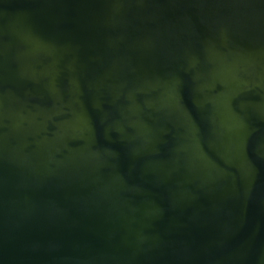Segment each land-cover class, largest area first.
Listing matches in <instances>:
<instances>
[{
  "label": "water",
  "instance_id": "1",
  "mask_svg": "<svg viewBox=\"0 0 264 264\" xmlns=\"http://www.w3.org/2000/svg\"><path fill=\"white\" fill-rule=\"evenodd\" d=\"M0 264H264V0H0Z\"/></svg>",
  "mask_w": 264,
  "mask_h": 264
}]
</instances>
